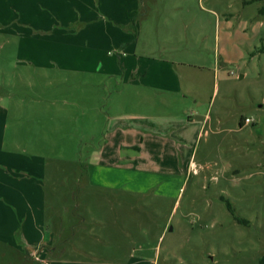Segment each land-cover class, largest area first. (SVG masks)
Returning a JSON list of instances; mask_svg holds the SVG:
<instances>
[{
	"label": "rangeland",
	"instance_id": "obj_1",
	"mask_svg": "<svg viewBox=\"0 0 264 264\" xmlns=\"http://www.w3.org/2000/svg\"><path fill=\"white\" fill-rule=\"evenodd\" d=\"M262 9L264 0H0V222L13 188L29 191L11 176L25 180L30 168L48 214L77 224L79 264L127 263L102 260L105 248L123 246L143 264H264ZM73 45L169 59L184 78L175 88L197 98L137 88L123 67L92 72L91 62L73 63ZM188 107L197 114L186 143L151 125L188 122ZM122 138L143 146L128 150L139 156L105 164ZM79 164L112 184L128 178L127 189L75 190Z\"/></svg>",
	"mask_w": 264,
	"mask_h": 264
},
{
	"label": "crops",
	"instance_id": "obj_2",
	"mask_svg": "<svg viewBox=\"0 0 264 264\" xmlns=\"http://www.w3.org/2000/svg\"><path fill=\"white\" fill-rule=\"evenodd\" d=\"M36 21L44 22L45 18L41 19L40 21L39 17L36 16ZM118 25H120V23ZM125 31L126 32L124 33L125 35L123 40H126L129 30L127 32V30L125 29ZM42 33L46 34V30H43L42 28L37 29V31L35 30V34L40 37H42ZM130 35L131 34H129V36ZM131 36H134V38L136 37L138 39V35L132 34ZM28 38L30 40L27 42H30L31 44L33 38H30V36ZM126 42L128 43V41ZM115 46L116 47L113 46L112 48L105 49L103 51V49L100 48L85 49V47L82 48L80 47V45H73L71 46V51H69L71 55L74 56L73 63H75V59L78 62L81 61L82 63L91 62L93 67L90 69H93L91 70L92 72H96L97 70V73H101L104 69V71L110 69L117 72L120 67H123L122 69L126 70V73L122 71V74H124L123 76H127V72H129L131 79L128 81H130V85L136 86L137 88L151 91H163L165 93H171L175 95L181 94V91H184L183 88H175L176 85H184V78L183 74L178 71V69H176V64L170 62L169 59L161 57L148 58L144 57V55H142L141 57L138 54H133L132 51L128 52L127 49H118V45ZM117 49L120 58L119 64H117L115 56ZM35 50H38L39 53H44V51L46 52V39H44L42 43V39L39 38V40H37L36 42ZM130 58L133 59L131 60ZM143 58H146L147 61L151 63V70L155 71V76L149 78V80L147 79V73L149 72L150 67H148L147 65L144 66L140 63ZM182 94H184V97H187V95H189L197 98V94L193 92L192 89L191 94H189L188 92L187 94ZM187 109L193 112L188 113V122L185 118L181 117L178 121H169L170 124L167 125L165 122L159 124L160 122L158 123L154 121L151 125H153L158 132L167 130L169 132H176L177 134L180 133L182 139L180 138L179 140H181L182 143H186V139L189 137L188 134H190V131L188 130L189 125L196 122L193 114L194 112L195 114H197V112L194 109H191V107H188ZM189 110H187L186 112H190ZM141 118L143 117L134 116L131 119L137 121ZM206 120L207 116L202 120V129L206 126ZM116 124L117 128L119 130L121 129L123 133L128 132L127 129L129 128V125L122 123V119L117 121ZM176 125L178 126V128L175 127ZM134 127L135 130H131L130 132L140 131V128L138 126L134 125ZM123 139L124 138H122V141H119V145L116 146V148L120 149L119 152H110L107 153V156L104 155L105 160H103V162L105 164L121 165V163H123L127 164L124 166H128L131 165L130 161L132 162L134 158H137L139 156L138 154L137 156L130 158L131 152L129 151L128 153V150L134 148V150H137L140 153L143 149V146L137 147L136 143L128 144ZM137 164L140 165V162ZM80 165L81 164H79L80 173L77 179L75 190L78 191V189H80L81 187H86L89 189V193H92L94 191H98V189H112V187L115 186V188L122 187L123 189H127V185L125 184H127L126 181H128V178L120 180V182H124L125 184H112L111 181H108V177L104 176L107 172L100 178H95V165L88 164V166L84 169H80ZM22 173L25 176H28L27 178H25V180L20 178L18 180L14 176H11V180L17 181L19 182V184L26 186L29 191L25 188H23L24 190L19 187L13 188L14 192L12 194L15 195L14 198L16 199L11 198V208L8 207V210H5L4 214L1 215V218L3 220L2 222H0V246H5V248H0L2 250H0V259H5L6 263L8 264H79L77 261L81 259L77 258L75 253L77 252V250L81 251V248L80 246H77V244L75 245L73 242L74 238L77 236V234L75 233L77 224H74V222L70 219H68V223L66 219V222L65 220L59 222L58 217L60 215H58L56 209L53 210L51 214H48L49 204L47 200L48 197L45 194V190L37 188L36 186H33L32 188V183L30 180V168H24L22 170ZM97 180L99 181V183L96 182ZM105 181H107L108 183H105ZM19 194L22 195V199L20 201L16 197ZM75 197L76 194L74 193L71 198L73 199ZM78 214V211H74L72 212L71 216H74V219H76L78 217ZM62 219L63 217L60 216V220ZM44 241L46 243H43ZM135 251L136 249H131V251L126 252L124 246L116 247L114 248V250H112L111 248H105V253L102 260L120 262L127 261V263L124 264H143L144 259L142 257H137V255H134ZM85 260L89 259H83V261Z\"/></svg>",
	"mask_w": 264,
	"mask_h": 264
},
{
	"label": "trees",
	"instance_id": "obj_3",
	"mask_svg": "<svg viewBox=\"0 0 264 264\" xmlns=\"http://www.w3.org/2000/svg\"><path fill=\"white\" fill-rule=\"evenodd\" d=\"M261 12H264V10L262 9ZM263 51H264V48H263ZM245 119L246 118H242V120H241V126H245ZM228 207H229L230 212L234 214V211H233L232 207L230 206V204H228ZM236 219H237V221H239L241 223H244V220H241V219H239L237 217H236Z\"/></svg>",
	"mask_w": 264,
	"mask_h": 264
},
{
	"label": "built area",
	"instance_id": "obj_4",
	"mask_svg": "<svg viewBox=\"0 0 264 264\" xmlns=\"http://www.w3.org/2000/svg\"><path fill=\"white\" fill-rule=\"evenodd\" d=\"M247 124H251V119L246 118V120H245V125H247Z\"/></svg>",
	"mask_w": 264,
	"mask_h": 264
}]
</instances>
